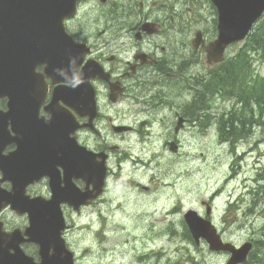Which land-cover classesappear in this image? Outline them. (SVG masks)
<instances>
[{
  "label": "flooded vegetation",
  "instance_id": "obj_1",
  "mask_svg": "<svg viewBox=\"0 0 264 264\" xmlns=\"http://www.w3.org/2000/svg\"><path fill=\"white\" fill-rule=\"evenodd\" d=\"M203 1L76 0L73 14L68 16L64 11L71 4L49 3L48 10H40L38 0H10L5 4V11H8L0 14L3 56L6 65L16 68L9 77H29L31 73L33 79L37 74L45 88L40 98L39 115L48 118L44 108L51 103L54 109L66 112L71 123L64 126V132L60 135L63 142L68 145L75 143L94 153L104 151L109 154L108 151L112 149L109 143L113 140V134H117L115 126L117 130H127L131 134L138 132L143 125L145 128L172 126L177 116H181L186 125L190 124L195 119L193 112H196L191 110L190 104L199 106L204 97L207 98L203 91L206 86L202 87V91H199V86L212 82L214 76L219 75L220 70H216L221 67L206 64L204 46L197 49L192 47L194 33L201 32L204 45L216 35L210 28H200L199 20L194 21L195 14L203 9ZM58 24L62 25L61 29L48 31ZM67 36L75 46L74 60L80 59L82 78L89 79L93 102L80 99L78 94L73 98H64L53 93L54 87L68 86L70 82L53 83L46 74L45 59L50 50H65L69 57L71 42ZM29 67H32L30 72ZM64 67L54 73V78L70 81V71ZM224 72L228 77V64ZM84 94L86 96L87 92ZM187 96L191 98L190 101ZM31 98L39 105L35 94L31 93ZM121 104L138 106L128 116V122L124 121V113L117 112ZM6 105V99H1L3 110ZM210 110L211 122L215 111ZM159 111H164L163 116L158 114ZM165 111H169L171 117L163 118ZM227 114L230 115V112ZM102 129L108 131L105 136ZM183 129H187V126ZM8 130L11 133L10 126ZM182 132L175 134L166 144L174 141L179 148L180 140L177 137ZM13 148V145L6 146L4 154ZM57 170L62 176V169L58 167ZM72 174L71 184L76 190L83 191L85 183L74 177L75 171ZM59 182L64 186L62 177ZM39 184L47 185V182L42 180L28 186L26 192L31 196H45L42 191H37ZM3 187L9 188L7 184H3ZM7 211L1 213L2 217ZM3 223L5 230L22 229V224ZM29 254L36 257L37 248L32 245ZM143 257H147V254L139 255L137 259Z\"/></svg>",
  "mask_w": 264,
  "mask_h": 264
},
{
  "label": "rangeland",
  "instance_id": "obj_2",
  "mask_svg": "<svg viewBox=\"0 0 264 264\" xmlns=\"http://www.w3.org/2000/svg\"><path fill=\"white\" fill-rule=\"evenodd\" d=\"M201 17L212 19L207 4L198 14V20ZM240 45L232 47L229 55ZM252 72L264 76V61H256ZM203 86H199V91ZM117 111L127 113L128 105H119ZM242 117L246 118L245 111ZM156 130L158 128H153V135ZM162 131L164 135L167 133L166 128ZM252 134L258 144L247 155L243 154L247 148L242 145H220L213 131L205 138L192 137L191 132L183 133L177 155L169 153L167 147L151 136L141 140L138 134L116 135L111 141L117 148L109 162L111 175L106 194L95 209L80 215L66 213L68 222L74 225L66 233V239L77 241V245L91 251L93 232L100 222L104 224V234L113 241L117 236H143V241H155L152 244L155 254L150 255L147 249L146 252L153 258L158 257L157 264H223L224 255L210 253L205 243L195 246L182 224L184 213L190 209L205 216L207 204L211 208L210 219L222 238L234 244L247 238L256 239L258 243L249 264H264V254H261L264 251L261 240L264 238V186L252 187L264 177V126L258 124ZM257 158L258 163L254 162ZM143 187L149 191H144ZM142 216L144 226L140 225ZM2 220L25 224V218L12 213H5ZM128 241L132 245L133 240ZM79 252L82 256L78 264L96 263L92 254L86 256Z\"/></svg>",
  "mask_w": 264,
  "mask_h": 264
},
{
  "label": "water",
  "instance_id": "obj_3",
  "mask_svg": "<svg viewBox=\"0 0 264 264\" xmlns=\"http://www.w3.org/2000/svg\"><path fill=\"white\" fill-rule=\"evenodd\" d=\"M218 10V39L212 43L208 48V57L215 61L214 54L222 53L223 48L229 42L242 40L252 23L264 11V0H212ZM16 83L4 82L2 67L0 66V95L5 91L14 92ZM3 119L0 113V120ZM47 162L43 158L38 161V175L44 173V168ZM2 201L11 203L12 209L17 212L28 211L30 214L31 227L28 235L33 237L42 245H46L43 240L44 237L57 236L58 230L61 228L60 214L54 207L43 208L38 204H30L27 198L23 195V190L18 188L13 194L4 195L0 191V208L3 206ZM186 221L189 225L190 231L197 241L199 237L206 239L211 250H228L232 253L228 264H236L242 262L250 248L249 244H245L239 249H233L229 244H223L215 230L209 226L208 222L202 221L196 217L194 213H188ZM9 249L14 250V254L9 253ZM63 250L60 249L55 255L48 256L47 250L42 252L41 264H72L70 260V253L62 257ZM20 258H23L21 252L17 247V241L13 242L12 238L7 240L0 237V264H24ZM28 262V261H27Z\"/></svg>",
  "mask_w": 264,
  "mask_h": 264
},
{
  "label": "trees",
  "instance_id": "obj_4",
  "mask_svg": "<svg viewBox=\"0 0 264 264\" xmlns=\"http://www.w3.org/2000/svg\"><path fill=\"white\" fill-rule=\"evenodd\" d=\"M248 49H252L254 51L258 50V60L264 59V20L260 21V23L258 24V32L251 34L250 39L248 41ZM237 59L238 65L243 62L248 71L249 62L247 53L241 52L238 55ZM246 75L247 79L245 81V86L243 90V82L239 81L233 74H231L229 85L231 89H234L235 87L239 89L237 90V94H240L243 97L241 98V100L244 102L246 107H251V101H253L254 104L258 106V118L264 120V77H258V82H255V80H253L254 83L249 84L248 74ZM221 85L223 84L221 83ZM261 254H264V251H262ZM259 264H262V262H259Z\"/></svg>",
  "mask_w": 264,
  "mask_h": 264
},
{
  "label": "bare ground",
  "instance_id": "obj_5",
  "mask_svg": "<svg viewBox=\"0 0 264 264\" xmlns=\"http://www.w3.org/2000/svg\"><path fill=\"white\" fill-rule=\"evenodd\" d=\"M201 132H203V131H201ZM256 175L258 176V170L256 171Z\"/></svg>",
  "mask_w": 264,
  "mask_h": 264
}]
</instances>
